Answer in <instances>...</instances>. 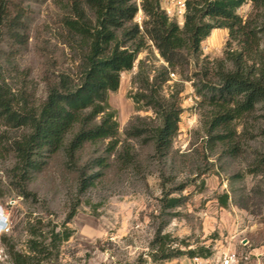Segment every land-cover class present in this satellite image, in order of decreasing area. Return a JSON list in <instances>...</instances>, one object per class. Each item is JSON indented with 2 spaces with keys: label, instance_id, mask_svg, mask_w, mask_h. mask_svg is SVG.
Wrapping results in <instances>:
<instances>
[{
  "label": "rangeland",
  "instance_id": "rangeland-1",
  "mask_svg": "<svg viewBox=\"0 0 264 264\" xmlns=\"http://www.w3.org/2000/svg\"><path fill=\"white\" fill-rule=\"evenodd\" d=\"M178 1L160 0V6L182 27L184 19L176 16ZM141 2L136 0L135 22L140 27L146 20ZM13 3L24 12L18 31L21 39L2 37L1 76L15 101L24 99L29 107H36L45 98L46 80L76 73L78 54L63 43L61 12L53 0ZM258 13L249 1L236 11L243 20ZM228 43V30L215 29L201 43L197 59H190L183 69L169 68L174 76L163 84L162 95L168 98L180 90L182 112L172 147L163 159L155 157L149 138L150 127L157 125L153 112L137 110L132 99L140 68L151 80L168 67L149 40L132 70L121 74L118 90L108 97L119 125L116 152L130 145L136 164L125 165L117 161L115 152L108 154V140L86 145L75 165L60 151L31 174L26 186L29 196L22 197L16 186L13 143L28 130L7 126L0 118V264H12L11 247L27 252L32 230L48 237L54 228L70 236L47 264H187L195 258L219 264L228 252L236 255L238 264H264V110L258 105L233 121L231 146L237 154L232 156L228 146L212 143L209 136L207 144L203 121L207 116L209 120L214 108L201 102L195 88L204 71L208 82L215 81L216 62L225 58L226 51L237 49L235 43ZM131 127L146 132L128 138L125 133ZM99 156L108 157L105 170L91 168ZM82 169L85 177L102 171L85 190L79 177ZM172 198L181 199L180 206L164 209ZM164 235L168 238L159 240ZM160 246L179 256L154 262L152 255Z\"/></svg>",
  "mask_w": 264,
  "mask_h": 264
},
{
  "label": "trees",
  "instance_id": "trees-1",
  "mask_svg": "<svg viewBox=\"0 0 264 264\" xmlns=\"http://www.w3.org/2000/svg\"><path fill=\"white\" fill-rule=\"evenodd\" d=\"M248 1L259 13L243 20L236 11ZM13 2L0 0V42L4 35L21 39L18 31L23 26L24 12ZM185 2L184 23L180 27L161 9L160 0H142L141 10L146 20L140 27L135 22L139 10L136 0H53L61 12L63 43L78 54L76 73H60L46 80L44 100L36 107H29L24 99L15 101L0 70V118L7 126L28 130L13 143L20 196H29L26 186L31 174L39 172L45 160L60 151L75 165L86 145L108 140L106 151L108 154L115 152L118 162L131 166L137 163L130 145H123L121 151L116 152L119 125L108 97L118 90L121 74L132 70L146 40L152 43L168 67L151 80L140 68L134 78L139 86L132 99L137 110L153 112L157 125L150 127L149 138L155 157L163 159L172 147L182 112L178 99L180 90L172 92L168 98L162 95V86L173 73L169 68L183 69L190 59H197L201 43L213 30H228V45L235 43L237 49L226 51L225 58L216 62L214 82H208V71H204L195 88L201 102L214 108L209 120L207 116L203 121L207 144L209 136L212 143L228 146L232 156L237 154L236 147L231 146L233 121L252 113L258 105L264 110V47L261 48L264 0ZM145 132L131 127L125 134L128 138H138ZM69 134L71 137L66 142ZM107 158H94L91 168L105 170L109 167ZM85 173L82 169L79 176L82 190L87 189L102 171L89 177H85ZM226 202L227 195H224L223 207ZM180 204L181 199L172 198L164 209ZM49 234L42 237L32 230L24 254L11 247L8 254L12 264H47L58 245L70 236L68 231H55V228ZM166 238L168 236L164 235L159 240ZM161 246L152 255L154 262L179 256ZM203 251L207 258L208 252Z\"/></svg>",
  "mask_w": 264,
  "mask_h": 264
},
{
  "label": "built area",
  "instance_id": "built-area-1",
  "mask_svg": "<svg viewBox=\"0 0 264 264\" xmlns=\"http://www.w3.org/2000/svg\"><path fill=\"white\" fill-rule=\"evenodd\" d=\"M186 12V3L184 0H180L177 3V11L176 16L179 19H184V15ZM170 76L173 77L174 74L170 73ZM194 264H206L204 260H200L198 258H195L193 260ZM219 264H238V260L236 258V255L234 253L228 252L223 254V256L219 259Z\"/></svg>",
  "mask_w": 264,
  "mask_h": 264
},
{
  "label": "crops",
  "instance_id": "crops-1",
  "mask_svg": "<svg viewBox=\"0 0 264 264\" xmlns=\"http://www.w3.org/2000/svg\"><path fill=\"white\" fill-rule=\"evenodd\" d=\"M204 261H206V262H205L206 264H209L208 260H204ZM187 264H194V262L191 260V261H188Z\"/></svg>",
  "mask_w": 264,
  "mask_h": 264
}]
</instances>
